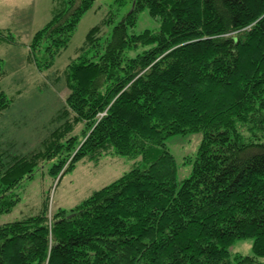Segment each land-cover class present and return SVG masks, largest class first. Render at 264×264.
<instances>
[{
	"label": "trees",
	"instance_id": "1",
	"mask_svg": "<svg viewBox=\"0 0 264 264\" xmlns=\"http://www.w3.org/2000/svg\"><path fill=\"white\" fill-rule=\"evenodd\" d=\"M91 28L65 69L60 125L42 151L14 157L0 149V214L39 164L57 176L80 160L138 158L139 166L78 206L0 226V264H256L264 257V0H129ZM51 19L27 46L50 69L94 0H52ZM147 10L156 31L129 34ZM0 41L16 44L0 32ZM0 59V80L3 75ZM0 85V114L9 109ZM80 126L79 133H74ZM201 134L190 175L178 181L166 147ZM252 240L251 257L231 256ZM258 264V263H257Z\"/></svg>",
	"mask_w": 264,
	"mask_h": 264
},
{
	"label": "rangeland",
	"instance_id": "2",
	"mask_svg": "<svg viewBox=\"0 0 264 264\" xmlns=\"http://www.w3.org/2000/svg\"><path fill=\"white\" fill-rule=\"evenodd\" d=\"M53 9L52 0H0V32L13 37L16 43L0 41L3 63L0 85L8 98H12L9 109L0 114V149L14 157L42 151L45 140L60 125L56 116L68 93L64 71L76 59L88 31L109 19L100 35L102 39L108 37L112 28L132 8L129 0H94L92 8L81 18L68 47L50 69L39 71L30 62L27 46L33 34L51 19ZM158 27V20L143 10L128 32L139 34L145 30L156 31ZM79 130L80 126H77L73 134ZM201 138L200 133H192L166 140V147L175 159L178 181L190 175ZM139 165L138 158L105 155L98 162L80 160L64 173L65 166L53 176L49 173L52 161L40 163L33 177L24 180L15 190L19 202L10 213L0 214V226L37 214L45 200H48V218L58 209L69 211L94 191ZM251 246L250 239L235 240L230 255L251 257ZM255 261L264 264V257Z\"/></svg>",
	"mask_w": 264,
	"mask_h": 264
},
{
	"label": "crops",
	"instance_id": "3",
	"mask_svg": "<svg viewBox=\"0 0 264 264\" xmlns=\"http://www.w3.org/2000/svg\"><path fill=\"white\" fill-rule=\"evenodd\" d=\"M46 13V10H43Z\"/></svg>",
	"mask_w": 264,
	"mask_h": 264
}]
</instances>
